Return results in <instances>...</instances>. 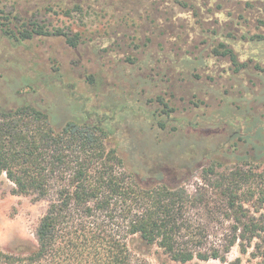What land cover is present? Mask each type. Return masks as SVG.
Returning a JSON list of instances; mask_svg holds the SVG:
<instances>
[{
    "label": "rangeland",
    "instance_id": "374dc122",
    "mask_svg": "<svg viewBox=\"0 0 264 264\" xmlns=\"http://www.w3.org/2000/svg\"><path fill=\"white\" fill-rule=\"evenodd\" d=\"M183 1L0 0V22L8 26L35 22L80 37L72 47L63 36L16 41L0 29L2 105L29 102L48 110L60 127L84 107L124 104L135 115L127 112L132 120L120 122L118 129H153V139L166 141L157 153L173 158L167 162L178 172L202 151L234 162L235 154L252 149L238 138L243 117L248 116L245 129H254V117L264 126V40L251 38L264 32L257 20L264 17V0H222L220 7V0ZM219 43L231 48L242 66L216 54ZM157 95L173 108L168 118L159 116L164 127L150 115L163 106L154 100ZM140 144L148 149V134ZM252 167L264 173V163ZM200 175L198 169L182 181L189 192L201 184ZM13 189L0 173V248L5 250L34 240L47 206L46 200ZM238 255L233 246L227 258ZM140 256L145 264H227L217 259L178 263L156 246ZM240 264L255 263L244 255Z\"/></svg>",
    "mask_w": 264,
    "mask_h": 264
},
{
    "label": "trees",
    "instance_id": "16d2710c",
    "mask_svg": "<svg viewBox=\"0 0 264 264\" xmlns=\"http://www.w3.org/2000/svg\"><path fill=\"white\" fill-rule=\"evenodd\" d=\"M257 20L264 25V17ZM27 24L13 28L0 22V29L16 41L63 36L69 46L80 42L78 34ZM251 38L264 40V32ZM219 45L216 54L242 66L231 48ZM154 100L163 106L150 115L164 127L159 116L168 118L173 108L160 95ZM107 108L84 107L56 127L48 110L29 102L5 107L0 97V173L14 184V193L47 201L34 240L0 248V264H145L140 254L153 246L178 263L240 264L248 255L264 264V173L252 167L264 163L260 119L253 118L254 129H245L247 115L240 121L238 138L252 149L235 154L234 162L202 151L178 172L167 162L173 158L157 153L166 141L153 139V129H118L120 122L132 120L127 114L134 116L132 110L124 104ZM147 134L145 149L140 142ZM198 169L201 184L189 192L182 181ZM233 246L239 255L228 260Z\"/></svg>",
    "mask_w": 264,
    "mask_h": 264
}]
</instances>
